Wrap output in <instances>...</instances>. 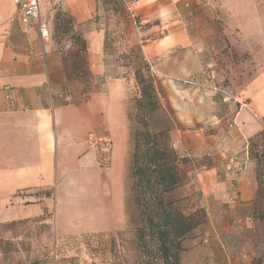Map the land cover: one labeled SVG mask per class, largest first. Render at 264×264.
I'll return each mask as SVG.
<instances>
[{
	"label": "rangeland",
	"instance_id": "374dc122",
	"mask_svg": "<svg viewBox=\"0 0 264 264\" xmlns=\"http://www.w3.org/2000/svg\"><path fill=\"white\" fill-rule=\"evenodd\" d=\"M99 1L93 21L95 29H105L100 52L107 67L105 74L89 69L82 26H75L71 15L61 11L62 0H46V5L55 9L53 41L67 42L69 83L76 91L69 101L81 102L90 93L102 91L109 77L121 75L126 80L118 86L110 79L111 94L92 96L89 107L95 115L90 125L95 122V129L84 124L82 137L90 132L87 142H79L77 150L70 145L63 148L61 143L54 148L51 185L18 193L9 202L11 212L1 213L0 264H156L151 246L142 248L136 238L138 223L129 174L133 132L144 128L141 117L149 107L136 103L145 87L153 108L149 128L163 133L159 140L177 156L181 175L180 183L164 195L167 206L173 212H195L197 221L181 240L179 264H264V161L259 157L264 151L262 138L246 139L243 149L234 153L243 162L242 168L232 174L221 167L217 191L204 196L195 178L211 155L201 158L189 147L180 150L174 145L175 137L184 140L193 128L175 127L171 97L178 89L157 76L144 59L121 2ZM182 20L188 34L199 42L196 50L205 69L249 105L256 95L247 92L255 90L253 84L264 75V0H200ZM121 87L129 93L122 103L112 98L122 93ZM145 99L149 100L147 96ZM259 101L264 103V89ZM102 105L113 125H118L117 108L119 111L123 107L125 137L116 144L98 139L104 134L97 126ZM218 111L223 109L219 107ZM254 112L264 130V117ZM199 125L208 132V124ZM247 170L255 179L253 198H231L234 180L228 176L236 177ZM15 209L22 212L17 214Z\"/></svg>",
	"mask_w": 264,
	"mask_h": 264
},
{
	"label": "crops",
	"instance_id": "0c3cea01",
	"mask_svg": "<svg viewBox=\"0 0 264 264\" xmlns=\"http://www.w3.org/2000/svg\"><path fill=\"white\" fill-rule=\"evenodd\" d=\"M21 1L0 0V218L3 211L11 212L13 208L9 207V202L18 193L51 185L55 169L54 148L61 143L63 148L70 145L77 150L79 142H87L90 132L86 138L82 137L84 124L89 125L90 130L95 129V122L90 125L95 111L89 107V102L95 94H111L108 80L112 78L109 77L102 91L90 93L81 102L69 101L76 91L69 83L71 64L67 42L57 44L52 38L55 9L47 6L46 0H39L40 20L46 23L49 31L47 37H42L36 24L27 29L22 26ZM199 3L200 0H139L137 12L150 21L143 34L155 37L143 46L144 59L157 76L167 79L178 89L177 95L171 97L175 127H193L190 136L184 140L175 137V147L180 150L189 147L201 158L206 153L211 155L207 163H202L195 178L202 194L207 196L217 191L220 168L227 170L229 157L242 150L244 141L261 130L254 110L264 117V103L259 101L260 91L264 89V75L253 84L255 90L247 92L256 95L249 102V109L240 110L233 104L224 103L220 96H213L215 94L210 91L175 82L188 75L200 78L204 73H210L196 50L199 42L188 34L182 20L185 12ZM99 6V0H62L60 9L71 15L75 26H82L91 72L105 74L107 67L102 63L100 53L105 29H95L93 21ZM130 27L134 32L132 25ZM134 35L137 40L136 33ZM112 80L120 86L126 78L118 75ZM212 82L219 84L214 75ZM120 90L122 93L112 98L122 103L129 93L122 87ZM7 93L10 98L6 97ZM219 107L222 112L218 111ZM230 117L235 120L232 128L227 127ZM98 118L97 126L104 132L102 137L115 144L118 139H124L122 106L115 112L118 125L110 122L103 105ZM221 121L223 127H220ZM199 123L208 124V132H204ZM228 177L234 180L231 198L242 201L253 198L256 185L250 170ZM17 200L21 197L17 196ZM21 212L17 210L16 213Z\"/></svg>",
	"mask_w": 264,
	"mask_h": 264
},
{
	"label": "trees",
	"instance_id": "16d2710c",
	"mask_svg": "<svg viewBox=\"0 0 264 264\" xmlns=\"http://www.w3.org/2000/svg\"><path fill=\"white\" fill-rule=\"evenodd\" d=\"M150 99L149 90L146 87L141 89L136 103L149 107L141 117V126L144 128H136L132 138L129 174L133 180L131 191L138 223L136 238L142 248L151 246L156 264H179L181 240L197 221L195 212H173L167 206L164 195L180 183L181 175L177 156L167 143L159 140L163 133L149 128L148 120L153 110ZM251 137H261L264 143V130H259ZM259 157L264 161V151Z\"/></svg>",
	"mask_w": 264,
	"mask_h": 264
},
{
	"label": "built area",
	"instance_id": "2783aa9c",
	"mask_svg": "<svg viewBox=\"0 0 264 264\" xmlns=\"http://www.w3.org/2000/svg\"><path fill=\"white\" fill-rule=\"evenodd\" d=\"M18 1V0H17ZM126 11L128 18L134 28L137 35V43L142 49L145 43L153 41L154 36L144 35L143 32L147 29L150 21L146 18L141 17L137 12V4L139 0H119ZM21 12H20V22L24 28H29L33 24L37 25L39 34L42 37H47L49 35L48 27L45 22L40 20V6L39 0H22L21 1ZM175 82L188 86L197 87L206 91H210L212 94H217L221 97L224 103H230L240 109H249L248 102L239 98L238 96L227 91L221 85L212 82V75L210 73H204L202 77H197L195 75H188L186 77L175 79ZM9 87H6L8 90ZM7 98H10L9 93L6 94ZM235 126V120L233 118L227 119V127L232 128ZM102 142H108L109 139L102 137L100 139ZM206 156H210V153H206ZM243 166V162L233 155L228 159V170L230 173L234 174L236 170H240Z\"/></svg>",
	"mask_w": 264,
	"mask_h": 264
}]
</instances>
